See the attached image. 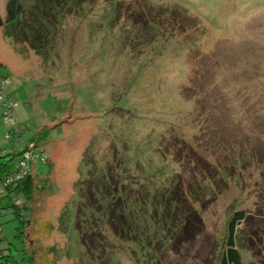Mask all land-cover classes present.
I'll list each match as a JSON object with an SVG mask.
<instances>
[{
    "label": "rangeland",
    "instance_id": "obj_1",
    "mask_svg": "<svg viewBox=\"0 0 264 264\" xmlns=\"http://www.w3.org/2000/svg\"><path fill=\"white\" fill-rule=\"evenodd\" d=\"M116 1L100 0L90 15L82 13V7L67 9L68 21L62 23L65 32L59 30L51 40L48 30L40 52L36 48V41L43 37L40 29L35 31V42L25 33L17 37L14 31L33 30L29 22H40L35 12L46 0L25 1L23 17L11 26H0V96L4 91L9 95L6 101L0 98V156L14 152L21 157L28 144L37 145L51 160L48 167L39 165L37 173L47 174L51 169L53 178L57 177L55 188L47 179L37 181L36 189L41 191L22 211L26 220L33 221L27 232L36 230L35 243L27 242V252L34 254L37 264H156V245L164 242L159 249L161 264H218L233 232L230 221L243 211L245 218L235 220L234 232L244 264H264V114L260 113L264 104V93H260L264 82V0H122V11L115 16L105 14L106 6ZM6 3L0 0L5 20ZM178 10L188 11V16L182 12L176 15ZM223 16L229 20L227 29L210 22L212 17ZM171 31L173 34H168ZM141 64L140 84L129 92V81L137 78ZM158 67L161 70L156 71ZM219 74L215 94V87L199 99L185 94L192 81L197 83L194 93L201 92L203 80L213 82ZM233 87H237V97L230 99L236 100L231 104L221 95L228 98L226 93L233 92ZM244 89L252 96L250 115L241 119L244 107L240 122L231 126L229 121L238 122L230 117L233 108L243 103ZM123 94H130L131 115L120 108L113 110L118 100L130 102ZM218 95L215 102L221 104L215 106L211 100ZM155 113L176 120L161 141L166 150L164 160L175 170L172 175L182 173L185 200L196 194L193 205L184 206L183 202L179 208L197 210L190 212L188 232L182 230L181 239L173 243L165 237H149L144 245L123 243L122 254L117 251L100 257L93 247L99 239L95 224L84 221L83 230L78 227L77 193L91 196L97 181L98 191L105 188L95 175V163L103 169L114 167L115 172L119 156L111 154L110 148L117 143L110 134L127 141V132L134 127L142 133L141 146L150 145L152 131L147 132L146 122L159 124L155 119L161 117H154ZM8 114L12 121L6 119ZM222 114L227 115L226 121ZM128 120L143 122L126 130ZM181 121L183 124L176 126ZM83 122L92 125L90 132L82 130L86 129ZM98 131L107 134L100 133L101 140L87 144L86 137ZM154 144L158 149L152 139ZM89 147L92 150L87 152ZM150 151L147 166L162 162L155 156L157 151ZM94 153L98 157L94 155L95 162ZM88 161H93L89 178L83 173ZM131 170L136 174L143 166L135 162ZM144 179L131 192L146 195ZM3 187L0 182V198L9 202L12 198L1 192ZM83 208L81 216H89ZM14 217L10 213L0 218L4 234L0 246H10L14 264H23L22 239L16 236L18 219Z\"/></svg>",
    "mask_w": 264,
    "mask_h": 264
},
{
    "label": "trees",
    "instance_id": "obj_2",
    "mask_svg": "<svg viewBox=\"0 0 264 264\" xmlns=\"http://www.w3.org/2000/svg\"><path fill=\"white\" fill-rule=\"evenodd\" d=\"M27 1H34V0H7L6 3V20L3 18V11L1 10L0 5V26H11L9 24H15L17 20L20 17H23L24 13L26 12V7L24 5V2ZM242 1V0H241ZM123 1L118 0L116 2H113L106 6V13L118 14V12L122 11L124 7H119ZM100 0H46L45 6H43L40 11L37 10L35 13L39 15L40 22L31 20L29 23L32 26L33 30L27 31V30H21L18 29V32L14 31L16 33L17 37H21L22 33H25L28 36L29 41L35 42L36 35L35 31L40 29L41 35L43 36L40 40L36 41L39 47H36L37 50L40 52V49L45 45V41L47 38L46 32L48 30L51 31V40L56 39V34L60 30L61 32H65L62 28V23L65 21H68L67 17V9L69 11L72 9L73 6L76 8L82 7L84 11H81L84 14H92L91 12L94 11L97 6L99 5ZM247 3V2H246ZM169 8V7H168ZM114 12V13H113ZM162 12V11H160ZM179 12H182V14H185V16H188V11H180L178 10L176 12V15H179ZM166 15L173 14L172 11H164L162 12ZM184 17V16H181ZM75 18V17H73ZM71 19L74 21V19ZM185 18V17H184ZM187 19V18H185ZM187 22L189 23L188 19ZM210 22H212V25L214 27L217 26L218 29H227L229 20H226L223 16L220 18L212 17L210 19ZM57 23L58 25H56ZM17 26V25H16ZM15 29V27H14ZM192 33V32H191ZM168 34H173V31L168 32ZM49 38V39H50ZM34 45V44H33ZM158 46V45H156ZM162 49L161 45H159L158 49ZM143 65L139 67L136 74L137 78H133L129 81L130 85V91L133 92L135 89L138 88L140 82V76L144 73L143 72ZM161 70V67H158L156 71ZM217 74V73H216ZM178 76V75H177ZM176 76V77H177ZM219 76L220 74L213 80V82H207L208 79L203 80L202 84V91L196 92V86L197 83L195 82V85H193L194 81L191 82L190 85H186L185 94L189 97L193 94L195 95L194 98H201L203 97L207 91L214 88V93L216 92L219 83ZM157 77V75H156ZM227 77V75H226ZM234 78V76H232ZM204 79V78H203ZM228 79V78H227ZM134 80H138V83H134ZM242 81V80H241ZM246 82V80H243ZM232 81H230L231 83ZM229 83V82H228ZM229 83V84H230ZM232 85H235L236 83H231ZM217 86V87H216ZM228 85H225V88ZM263 89L260 90V93H264V82H262ZM237 87H233V92H227L226 94L229 96L228 98L221 95V98H224V100H228L233 103L237 96H235V92ZM249 89H244L242 98V104L236 105L235 108H233L232 117L234 118V121L238 122L233 123L229 121L228 124L237 125L241 119H244L248 114L250 115L249 109V98L252 97L248 91ZM123 99H127L130 102L128 104L121 103V100L116 101V106L113 110H117L120 108L119 111L124 112H130L131 109H133L131 104V98L130 94H123ZM220 95V94H219ZM219 95L214 97V100L212 99L211 102L213 105L218 106V104L221 102H215V99L219 98ZM199 101V100H198ZM236 101V100H235ZM234 101V102H235ZM118 103H121L118 105ZM218 103V104H214ZM243 106V107H240ZM245 107V114L241 118L243 111ZM224 108V107H223ZM250 110V109H249ZM110 112V110H109ZM117 111H115L116 113ZM139 110H137V114H139ZM226 113V112H225ZM260 113L264 114V104L260 108ZM227 114V113H226ZM222 114L224 121L227 120V115ZM161 117V119H155V121H158L159 124H154L150 121H147V126L149 127V130L147 132L152 131L151 136L148 137L147 143H150L147 147H142L140 144V135L142 133H139L138 131L134 130V127H132L127 134L129 136L126 139H123L121 136L112 135L111 140L113 139L114 144L117 143V146L111 147V154L112 156H119V160L117 162V165L115 167L110 168V166H107L106 168L99 167L98 164L95 163L98 170H96L95 175L97 176L98 180L102 182L105 185L104 189H101L99 187L98 191V181L95 183L93 188H91V196L88 195H80V193H77V217H78V227L80 231L83 230V223L84 221H89L92 224H95V231L97 235L99 236L98 240H95L93 243L94 251L96 250V253L98 256L103 257L106 256L108 253L115 254L117 251H121V254L123 253V247L124 244H127L128 246L132 242H137L135 244L138 245H144L148 243V240L150 238H156L158 236V240H166L167 238L169 241L173 243L177 239H181L180 233L182 230L184 232H188L189 230V224L188 219L191 218V210H197L194 207H188L186 209L179 208L180 204L185 205H193V197L195 198L196 194H193L195 196H191L192 198H189L188 200H185V196L183 195V184L185 183L184 178L180 176L182 173H178L177 175H172L175 170H170V165L165 162L164 158L166 155V150L163 147V144L161 141H163V137L165 136V132L169 128V126L175 125V119L172 121V119L165 118L164 116H161L159 113H155L154 117ZM118 116H116L117 119ZM203 117V116H202ZM208 117V116H206ZM86 118V117H83ZM241 118V119H240ZM138 120V119H136ZM154 120V119H153ZM199 122H202L201 119H198ZM205 118H203V121ZM136 122H143V121H127L126 123V130L129 129V126H134ZM165 123V125H164ZM183 122L181 121L178 125H182ZM194 121V125H195ZM82 129L85 131L90 132V128L92 127L91 124H87L86 122H83L81 125ZM85 126V127H84ZM100 133H103L106 135V132H92L91 136L86 137V140L88 141L87 144L91 140L100 139L101 135ZM136 134H139L138 137H136ZM152 139L156 141L158 145V149L156 148L155 144L152 145ZM245 139H247L245 137ZM85 140V142H86ZM244 140V139H243ZM256 146V145H255ZM259 145H257L258 148ZM39 146L32 145L31 143L26 146V148L20 152L22 154L21 157H17V155L12 152L9 154L1 155L0 156V182L3 183L4 187L1 189L2 193H5L6 196H10L12 199L11 201H7L5 203L2 202L0 198V218L4 215L13 213L15 214V219H18V226L16 227V236L20 237L22 239V250H23V264H37L35 260L34 254H29L26 250L27 242L35 243L34 240V233H36V230L30 228V233L27 232V228L32 225L33 221L26 220L25 216L22 214L23 210H26L31 204L35 201L36 195L41 191L38 187L36 189V186L38 184L37 181L39 180H46V182H50L52 184L51 187L55 188L57 186V177L53 178V174L51 172V169L47 172V174H38L36 168L40 169L39 165H44L45 167L50 166L51 160L50 156L46 153L47 159L46 161H43L41 157H37L36 155H31V157L26 158L25 152L34 151V153L38 149ZM37 148V149H36ZM118 149V151H116ZM155 150L159 154L155 155L156 158L159 156L162 159V162H150V166H147L145 164V161H147V156L151 154L152 152L150 150ZM92 149L91 147L88 148L87 152H90ZM133 152V153H132ZM97 153H94L92 158L94 161V155ZM98 158V157H97ZM90 161V162H93ZM89 161L84 164V170L83 173L86 177H90V174L88 170H91V166ZM95 162V161H94ZM141 163L143 166L142 172L136 173L133 170H131V165L133 164ZM120 163V164H119ZM27 164V170L25 169L24 172L26 174L22 176V178L17 179L10 184H6L5 179L7 176H9L12 173H16L19 169V167H25ZM88 165V166H86ZM43 166V167H44ZM236 166V164H234ZM35 172V173H34ZM36 174V175H35ZM145 178L142 181L143 187H145L147 192H145L146 195H136V192H131L133 189L137 188L138 183L141 182V179ZM154 180V181H153ZM53 184H56L55 186ZM183 185V186H182ZM200 194V193H199ZM92 204V205H91ZM83 207H85L86 210H88L89 216L84 217L81 216V214H84ZM99 207V208H97ZM150 207V208H148ZM193 208V209H192ZM148 215V216H147ZM192 215L195 216L193 213ZM237 216L233 217L230 221L231 227L233 232L230 234L228 240H227V246L226 249L223 250L220 254V260L218 264H244V257L243 254L238 247L236 241H235V220L237 219V222L240 220H243L245 218V213L243 211H238ZM185 217V218H184ZM187 221V222H186ZM108 222H111V224H107ZM186 222V223H185ZM49 223V222H48ZM51 224V223H50ZM177 227L175 228V226ZM53 227V226H52ZM47 230H50L49 233L52 232V229L49 228V224L45 227ZM94 231V229H93ZM83 233H87L84 232ZM88 234V233H87ZM86 235L84 236V238ZM150 237V238H149ZM4 239V234L2 231V226L0 224V242ZM36 239V238H35ZM143 243V244H142ZM164 242L159 243L156 245L158 255L155 257L156 264H161V260L159 257V249L164 247ZM13 253L12 248L10 246L3 247L0 246V264H14V261L12 260ZM163 264V263H162Z\"/></svg>",
    "mask_w": 264,
    "mask_h": 264
},
{
    "label": "built area",
    "instance_id": "obj_3",
    "mask_svg": "<svg viewBox=\"0 0 264 264\" xmlns=\"http://www.w3.org/2000/svg\"><path fill=\"white\" fill-rule=\"evenodd\" d=\"M3 88L1 87V90H2ZM7 96V97H6ZM8 97H9V95H7L6 94V92L4 91V93H3V95H1L0 96V98H3V99H5V101H6V98L8 99ZM12 117L8 114L7 115V117H6V119L8 120V121H12V119H11ZM37 149V148H36ZM35 152H37V154L36 153H34V151H27V152H25V157L26 158H29V157H31V155L33 154V155H36L37 157H41V159L43 160V161H46V159H47V155H46V153L44 152V150H43V148H41V147H38V149L35 151ZM27 170V164H26V166L25 167H19V169H18V171L15 173H12V174H10L9 176H7L6 177V179H5V182H6V184H10L11 182H13V181H15V180H17V179H20V178H22V176H24L25 174H26V172H24V170Z\"/></svg>",
    "mask_w": 264,
    "mask_h": 264
},
{
    "label": "clouds",
    "instance_id": "obj_4",
    "mask_svg": "<svg viewBox=\"0 0 264 264\" xmlns=\"http://www.w3.org/2000/svg\"><path fill=\"white\" fill-rule=\"evenodd\" d=\"M42 148V147H41Z\"/></svg>",
    "mask_w": 264,
    "mask_h": 264
}]
</instances>
